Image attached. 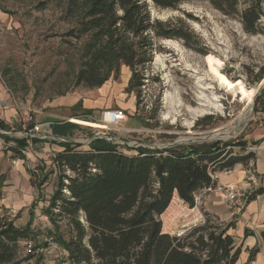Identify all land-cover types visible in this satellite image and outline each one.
<instances>
[{"label": "rangeland", "instance_id": "rangeland-1", "mask_svg": "<svg viewBox=\"0 0 264 264\" xmlns=\"http://www.w3.org/2000/svg\"><path fill=\"white\" fill-rule=\"evenodd\" d=\"M254 2L240 0V11ZM150 8L154 18L178 22L191 30L200 50L189 47L182 39L155 41L153 60L143 70L146 80L138 103L137 93L128 91L132 71L127 65L101 86L76 84L86 37L76 35L82 14L81 10L75 15L68 13V0H0V120L10 125V133L25 136L26 128L37 124L36 115L50 110L77 123L72 119L84 120L79 116L86 115L87 109L91 110L88 120L78 121L81 128L66 139L86 145L91 135H100L118 143L129 154H135L137 147L210 146L233 140L248 143L246 150L233 146V154L250 151L248 148L255 144L252 138L264 130L262 104L256 101L260 94L252 95L264 79V15L261 32L251 34L245 31L240 14H227L207 0L185 2L175 9L151 3ZM63 98L66 104L55 108L54 102ZM76 104L81 109L73 110ZM114 109H122L125 118L108 125L103 113ZM38 124L41 135L48 133L52 125ZM12 144L0 137V155L5 153L11 167L18 159L7 150ZM38 145L42 146V142L31 143L26 157L37 156ZM34 163L44 164L37 158L34 162L27 158L29 182L24 183L20 176L14 185L5 184L3 188L0 207L6 208L10 217L23 208L16 219L18 225L29 219L28 209L38 196L37 188L28 185L36 168ZM10 171H6L5 178ZM56 178V174H50L42 187L46 198L52 194ZM9 187L17 193L9 192ZM45 204L40 201L35 209L32 227L36 237L31 240L43 250L30 251L27 241H21V257L33 254L29 260L32 264H69L68 252L56 241L53 225L41 214ZM183 205L178 201L167 216V223L174 225L170 228L172 235H182L209 218L203 204L197 206L196 212ZM61 232L66 239L69 237L65 223L61 224ZM50 235L55 239L52 246L45 242Z\"/></svg>", "mask_w": 264, "mask_h": 264}, {"label": "trees", "instance_id": "trees-1", "mask_svg": "<svg viewBox=\"0 0 264 264\" xmlns=\"http://www.w3.org/2000/svg\"><path fill=\"white\" fill-rule=\"evenodd\" d=\"M193 0H68V13L81 10L77 36L86 37L83 62L76 74V84L103 85L122 65L132 71L128 91L137 93L140 102L146 76L143 70L153 60L155 41L162 38L182 39L196 47L193 33L178 22L154 18L150 5L175 9ZM227 14L238 13L246 32L260 33L264 0L242 11L240 0H207ZM74 34V31L73 33ZM202 52V51H201ZM204 53V52H203ZM263 79V75L258 79ZM264 89L257 97L263 103ZM80 104L72 107L80 108ZM264 108V105H263ZM81 109V108H80ZM88 120L91 110L84 109ZM87 118V119H85ZM70 121H57L51 132L61 138L53 141L63 149L54 153L52 164L32 170L31 183L38 196L31 204V220L24 226L0 207V264H32L33 254L21 257V241L35 239L32 227L35 211L42 201L41 214L53 225L56 241L68 252L69 264H235L241 247L228 231L233 222L216 223L218 217L208 215L202 225L182 235L164 232L161 215L169 208L175 193L190 207L203 189L217 187L215 175L237 164L248 165L255 160L253 151L233 154V146L245 149V140L216 142L212 145H190L164 149L137 147L135 154L104 136L91 135L89 142L66 139L81 126ZM34 124H30L32 128ZM10 125L0 120V137L13 143L7 150L26 159V150L43 142L36 137H16ZM56 174L55 187L46 198L42 187L49 175ZM4 176H0V203L3 199ZM251 193L248 200L263 193ZM65 223L68 238L61 232ZM246 230L245 235L250 234ZM256 250L251 252L249 261Z\"/></svg>", "mask_w": 264, "mask_h": 264}, {"label": "crops", "instance_id": "crops-1", "mask_svg": "<svg viewBox=\"0 0 264 264\" xmlns=\"http://www.w3.org/2000/svg\"><path fill=\"white\" fill-rule=\"evenodd\" d=\"M66 104V99H57L54 102V107L59 108L63 107ZM261 104V103H260ZM264 98L261 107L262 114L264 115ZM68 118L65 115L58 114L56 110H50L47 112H43L41 115H36V123H55L57 121H67ZM42 146L38 145L36 148L43 153H39L37 150L36 155L31 157H26V159L18 158L15 162V166L10 165V163L6 162L4 157L5 153L2 152V157H0V176H4L7 170H11L7 178H5V184L14 185L18 178L21 176L23 178V182H29L30 176L27 173L28 166L26 165L27 158L31 159L32 162L36 161V158L40 163H45L47 166L52 164V157L54 153L61 151L63 148L57 143H49L43 139ZM255 144L253 151L256 155L255 160H251L248 165L237 164L234 168L217 172L215 175L217 185L222 186L229 183L237 184L238 186L245 189V192L250 195L251 193L258 191L261 188H264V130L262 132H258V134L252 138ZM31 144V143H30ZM35 147V146H34ZM52 156V157H49ZM40 158V159H39ZM44 158V159H43ZM37 167L39 163H34ZM44 165V164H43ZM7 179V180H6ZM30 188H34L32 183L28 184ZM28 187V186H26ZM8 187H5V192ZM22 187L20 188V190ZM8 191H12L13 193H17L16 189H8ZM7 191V192H8ZM15 198H18L15 196ZM36 198V197H35ZM32 200V202L35 200ZM180 201L182 204L185 202L181 200L177 193H175L173 200L169 206V208L161 215V219L163 221V230L164 232L173 234L170 231L172 226L170 223H167V216L169 217V212L172 210L174 204ZM4 202V201H3ZM31 202V204H32ZM7 207L9 205L4 203ZM203 208L205 211L210 213V215L218 217L221 221L225 223L233 222L234 226L231 227L228 231L229 234L234 236L235 243L237 246L241 247V253L238 261L235 264H246L251 256V252L256 250L254 258L250 261V264H264V192L257 194L253 199L247 200L246 205L243 207L241 211H232L227 203L222 198L221 194L217 190L208 191L203 198ZM185 205L188 206L187 203ZM183 205V206H185ZM190 211L196 212L197 207H189ZM29 219L23 223L19 224L16 222L19 214L22 213L23 208L19 210V213L15 215V223L18 226H24L31 220V205L28 209ZM35 211V209H34ZM36 216V213H35ZM34 216V218H35ZM25 217V216H24ZM34 221V219H33ZM246 230H249L250 234L245 235Z\"/></svg>", "mask_w": 264, "mask_h": 264}, {"label": "built area", "instance_id": "built-area-1", "mask_svg": "<svg viewBox=\"0 0 264 264\" xmlns=\"http://www.w3.org/2000/svg\"><path fill=\"white\" fill-rule=\"evenodd\" d=\"M103 121L108 124V125H114L116 123H118L119 121H121L122 119L125 118V112L122 109H114V110H108L106 112L103 113ZM29 121L32 120V116L28 117ZM51 126V125H50ZM49 126V128H50ZM27 131L25 132V136L23 137H36L39 139H46V140H50V141H57L60 140L61 138L56 137L51 130H48V133L46 134H42L39 133V129H40V125L39 124H34L32 128H26ZM249 150H252L253 147H249ZM27 150V149H26ZM26 150H24V153L26 152ZM212 190H217L219 191V193L221 194L222 198L224 199V201L227 203L228 207L232 210V211H241L243 209V207L246 205L247 200H248V194L245 192V189H243L242 187L238 186L237 184L234 183H229L226 185H222V186H217L215 188L213 187H208L203 189L201 192H199L198 194H196L195 196V207H197L198 205L203 203V198L204 195L208 192V191H212ZM45 242L48 245H54L55 244V239L52 235L45 237ZM27 248L30 251H35V252H42L43 248L42 247H35L31 241H27Z\"/></svg>", "mask_w": 264, "mask_h": 264}, {"label": "water", "instance_id": "water-1", "mask_svg": "<svg viewBox=\"0 0 264 264\" xmlns=\"http://www.w3.org/2000/svg\"><path fill=\"white\" fill-rule=\"evenodd\" d=\"M264 89V79L261 81V83H260V85H259V88H258V90H257V93H256V95H258V94H261V92H262V90ZM260 90H261V92H260ZM260 92V93H259Z\"/></svg>", "mask_w": 264, "mask_h": 264}, {"label": "bare ground", "instance_id": "bare-ground-1", "mask_svg": "<svg viewBox=\"0 0 264 264\" xmlns=\"http://www.w3.org/2000/svg\"><path fill=\"white\" fill-rule=\"evenodd\" d=\"M256 93H257V90H255V91H253L252 92V95H256ZM244 114V113H243ZM244 116V115H243ZM246 116V115H245ZM239 127H240V125H239Z\"/></svg>", "mask_w": 264, "mask_h": 264}]
</instances>
